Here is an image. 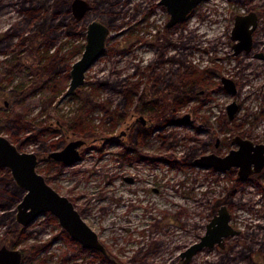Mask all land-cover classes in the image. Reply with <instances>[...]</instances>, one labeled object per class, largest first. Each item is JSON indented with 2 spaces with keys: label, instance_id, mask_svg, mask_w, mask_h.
Instances as JSON below:
<instances>
[{
  "label": "rangeland",
  "instance_id": "374dc122",
  "mask_svg": "<svg viewBox=\"0 0 264 264\" xmlns=\"http://www.w3.org/2000/svg\"><path fill=\"white\" fill-rule=\"evenodd\" d=\"M90 1L83 20L78 21L70 8L77 23L64 12L45 33L33 30L27 46L22 47L48 45L59 55L74 53L64 56L61 63L63 72L70 75L73 62L81 55L75 50L86 42L87 23L93 18L103 20L111 31L104 53L86 71L85 82L67 94L69 77L52 105L55 112L34 104L25 114L33 125L15 127L14 136L2 133L21 150L38 153V169L74 200L111 256L70 246L58 219L47 211L27 225L17 244L25 252L22 264H183L180 253L200 239L222 204L228 205L231 222L242 233L228 237L225 247H203L185 264H264V173L242 180L235 166L216 169L194 162L203 153L225 154L237 147L231 140L237 132L264 141V59L254 55L255 50L264 51V0H201L184 21L172 26H167L170 12L159 0ZM23 2L0 0V71L5 59L19 51L14 31L30 27ZM251 10L259 16L253 51L235 54V17ZM79 25H84V33ZM158 50H164L165 57L175 54L180 58L156 63L153 73L160 75L159 82L179 71L194 73L193 97L172 119L164 117L147 138L141 134L139 150H129L123 145L129 144L132 130L141 126L137 117H147L151 111L136 103L134 93L128 98L132 102L127 101L123 88L142 89L148 62L160 58ZM35 58L24 56L25 60ZM223 75L236 80L237 91L223 86ZM18 79L0 84V109L9 110L16 102L13 83ZM83 94L95 100L86 114L90 135L76 133L65 122ZM233 100L240 108L229 118L227 104ZM186 113L190 119L184 118ZM79 137L86 139L80 160L60 164L48 158L56 149L54 145L48 150L49 144L59 143L60 148ZM0 213L4 214L0 246L12 244L14 236L7 232L10 216L2 209ZM49 239L48 246L26 256L36 248L30 249L31 245H43Z\"/></svg>",
  "mask_w": 264,
  "mask_h": 264
},
{
  "label": "water",
  "instance_id": "95a60500",
  "mask_svg": "<svg viewBox=\"0 0 264 264\" xmlns=\"http://www.w3.org/2000/svg\"><path fill=\"white\" fill-rule=\"evenodd\" d=\"M161 2L166 5L171 14L168 25H172L187 18L201 0H161ZM90 6L89 0H72L70 4L71 12L77 19L83 18ZM258 23L259 16L255 10L236 15L232 28L235 53L253 50L254 31ZM110 31V27L99 18H93L87 23L86 42L81 55L71 66L67 94L74 92L85 82L86 71L104 53ZM255 55L264 57V52L257 51ZM222 81L228 90L237 91L236 81L232 77L223 75ZM238 109L237 100L228 103L229 117L233 118ZM233 139L238 147L231 148L228 153L221 155L211 151L195 157L194 162L197 165L213 166L217 169H227L236 165L242 177L260 171L264 166V143L255 142L240 134L235 135ZM84 142V138L71 139L63 147L51 150L48 157L64 164H73L82 158L80 146ZM38 162V153L21 150L6 134L0 132V166L9 168L16 183L24 190L22 198L16 205L17 221L27 226L42 213L51 212L70 236L84 248L96 249L111 256L98 232L84 219L70 197L60 192L47 180L38 169ZM229 217L227 205L222 204L207 223L206 231L200 239L191 243L180 253L183 264L189 262L193 255L205 246L211 247L216 243L223 245L224 236L237 231L229 223ZM22 255V249L11 248L4 244L0 247V264H20Z\"/></svg>",
  "mask_w": 264,
  "mask_h": 264
},
{
  "label": "trees",
  "instance_id": "16d2710c",
  "mask_svg": "<svg viewBox=\"0 0 264 264\" xmlns=\"http://www.w3.org/2000/svg\"><path fill=\"white\" fill-rule=\"evenodd\" d=\"M25 2L26 0H24L23 5L28 12V23L30 27L27 30L17 29L14 31L18 35V40L14 45L18 46L19 51L14 50L11 58L8 60L5 59L0 71V84L4 81H13L16 76H19V79L13 83L17 92L16 102L9 110L0 109V131L10 132V136H14L13 131L15 127L19 130L21 127H25L27 123L33 125L32 120L26 118L25 114L29 112L34 104L41 103L44 109L46 108L48 111L55 112V108L52 105L63 93L64 87H66L64 83L70 77L69 73L67 75V73L63 72L64 67L61 63L64 56L74 54L72 52H61L59 55V51H56L57 49L50 51L48 45L36 49H28V47L22 49L23 46H27V40H30L33 30L40 29L42 34L45 33V31L54 26L56 23L55 20L62 13L65 12L64 16L75 21L70 12L71 0H31L28 5ZM75 22L77 23L78 21ZM43 23L44 25H42ZM79 29L82 33L85 32L84 25H79ZM15 34H12V37ZM78 46L79 50L75 51L81 53L84 45L81 43ZM31 54L34 58L36 57L33 61L24 59L25 55L31 58ZM78 99V106L70 113L65 122L76 133L90 135L91 132L88 129H90L91 124L88 125L89 122L86 114L95 105V100L87 94L80 95ZM55 144L54 142L49 144L47 149L51 150ZM54 162L57 163L55 160ZM23 194V188L15 183L9 168L0 167V208L9 207L20 200ZM2 215L0 213V218H2ZM9 224L11 225L7 227V232L15 238L23 237L26 234L25 228L18 230L15 227L13 216ZM61 231L65 234L70 246L77 247V245H80L78 241L72 239L63 229ZM34 246L36 247L35 250L31 253L29 252L26 256L29 254L34 255L33 253L43 246H48V244H33L29 248L33 249Z\"/></svg>",
  "mask_w": 264,
  "mask_h": 264
},
{
  "label": "flooded vegetation",
  "instance_id": "af4514ba",
  "mask_svg": "<svg viewBox=\"0 0 264 264\" xmlns=\"http://www.w3.org/2000/svg\"><path fill=\"white\" fill-rule=\"evenodd\" d=\"M91 6H92V2L89 0ZM160 3L161 0H159ZM71 4V2H70ZM164 4V3H162ZM165 5V4H164ZM90 6V8H91ZM166 6V5H165ZM168 9V8H167ZM89 11V10H88ZM87 11V13H88ZM86 13V14H87ZM171 15V14H170ZM86 16V15H85ZM84 16V17H85ZM188 16V15H187ZM74 17V16H73ZM169 19H170V16H169ZM168 19V21H169ZM186 19V18H185ZM184 19V20H185ZM78 20V19H77ZM79 20H83V18L79 19ZM78 20V21H79ZM182 20V21H184ZM168 21H167V26H172L176 23H179V22H182V21H178L172 25H168ZM83 51V50H82ZM248 52L246 50H242L240 51L239 53L241 52ZM253 51V50H251ZM249 51V52H251ZM158 52L160 53V58H158L157 60H151L150 62H148L147 64V70H148V76L146 78V80L144 81V85L142 87V89L140 90L138 86H127L125 88H123V91L125 93V96L127 98V101L129 102H132L131 99L129 100V96L133 93L136 94L137 96V102H141L145 105H147L146 107H143L142 109H145L146 111L148 110L149 112L151 111L150 114L147 115V117L143 114H140L137 118L138 120L141 121V126L138 125L135 129L132 130V132L130 133V137H129V144H127L126 142H124V145L126 147V149H129V150H139V146L140 145V135L143 134L145 136V138H147L149 135H151V133L153 132V130L162 122V119L164 117H168L169 119L173 118V116L178 112L179 108H181L182 105H184L185 103H187L188 101H190L193 97L192 94H190V90L191 88L194 86L195 84V79H196V75H194V73H186V72H183V71H179L177 72L176 76L175 77H168L167 80H164V83H160L159 82V79H160V75H155L153 73V71L155 70V67H156V63L157 62H163L164 61H170V62H177V61H180V58L177 57V55L175 54H170L168 57H165V55L163 56L164 54V50H158ZM257 51L255 50L254 51V55ZM264 52V51H263ZM235 53V52H234ZM235 54H238V53H235ZM257 56V55H255ZM257 57H260V58H263L264 57H261V56H257ZM228 76V75H227ZM235 80V79H234ZM221 81H222V78H221ZM236 81V80H235ZM222 84L224 86V83L222 81ZM237 84V82H236ZM225 87V86H224ZM226 88V87H225ZM237 88H238V85H237ZM227 89V88H226ZM135 103V104H136ZM228 105V104H227ZM239 108H240V104H239ZM228 112V110H227ZM150 115V116H149ZM229 115V114H228ZM149 116V117H148ZM154 118H158L159 121H154L153 119ZM184 118L186 119H190V113H186ZM230 118V117H229ZM2 132V131H0ZM237 134H240L244 137H248L246 135H243L242 133H235L234 135L231 136V140L233 142L236 143V141H234L233 137ZM79 138H82V137H79ZM250 138V137H249ZM253 139V138H251ZM255 142H263L264 141H260V140H255L253 139ZM86 141V139H85ZM85 143V142H84ZM83 143V144H84ZM220 143V137H217V140H216V146H218ZM237 144V143H236ZM238 145V144H237ZM56 148H59V143L55 144ZM82 146V145H81ZM80 146V147H81ZM238 147V146H237ZM231 148H234V147H231ZM230 148V149H231ZM229 149V151H230ZM228 151V152H229ZM227 152V153H228ZM80 154L81 153V150H80ZM204 154V153H203ZM219 154V153H218ZM226 154V153H225ZM221 155H224V154H221ZM39 156V155H38ZM147 156V155H145ZM148 156H151V155H148ZM82 157V156H81ZM49 159L51 160H55L57 163H62L64 164L63 162L61 161H58L54 158H50L48 157ZM41 158L39 157V160ZM39 163V162H38ZM235 167H237V173H238V176H239V179H242V180H246V179H251L253 176L255 177H258V176H261L263 173H264V166L262 167V169L260 171H257V172H254L250 175H248L247 177H242L240 174H239V167L236 166V165H233ZM232 166V167H233ZM0 167H3V166H0ZM215 168V167H214ZM231 168V167H230ZM217 169V168H216ZM229 169V168H227ZM10 170V169H9ZM11 172V171H10ZM12 175V173H11ZM13 177V175H12ZM126 179L130 182H132L134 180V177L133 176H125ZM132 178V179H131ZM238 178V177H237ZM14 179V177H13ZM15 181V179H14ZM16 183V181H15ZM17 184V183H16ZM18 185V184H17ZM19 186V185H18ZM22 198V197H21ZM70 199L74 202V200L70 197ZM19 202V200L15 203H13L12 205H10L9 207H1L0 210L2 209V212H8L10 211L8 214L10 216L9 218V222L11 221V217L13 216L14 218V222H15V227L18 229V230H22V228H25V230H27L28 228H26L27 226L23 225L22 223H20L19 221H17L16 219V205L17 203ZM75 204V203H74ZM15 205V206H14ZM227 205V204H226ZM14 206V207H13ZM227 208H228V211L230 213V217H229V223L237 230L235 233L233 234H228V235H225L224 236V239H223V245H220L218 243L219 246L221 247H225L226 245V239L228 237H230L231 235H238L241 232V229L236 227L232 222H231V219H232V211L229 209L228 205H227ZM13 210V212H12ZM80 211V209H78ZM81 212V211H80ZM218 212V211H217ZM216 212V213H217ZM214 213V215L216 214ZM53 214V213H52ZM82 214V213H81ZM4 215V214H3ZM12 215V216H11ZM54 215V214H53ZM213 215V216H214ZM55 216V215H54ZM212 216V217H213ZM56 217V216H55ZM57 218V217H56ZM2 219V218H1ZM58 219V218H57ZM9 222L7 223V227L11 224H9ZM59 222V220H58ZM60 223V222H59ZM61 225V224H60ZM62 227V226H61ZM62 229L70 236V234L62 227ZM71 237V236H70ZM22 237H18V239H16L15 237H13V242L12 244H8L7 242H4L2 245L6 244L7 246L11 247V248H20L22 249L20 246H17V244H19L21 242V239ZM72 238V237H71ZM73 239V238H72ZM75 240V239H74ZM50 241V239L45 243L43 242L44 244H48V242ZM1 245V246H2ZM81 245V244H80ZM0 246V247H1ZM81 247H83L81 245ZM23 251V249H22ZM25 256V252L23 251V255H22V259H21V262L20 264H22V261H23V258ZM182 257V256H181Z\"/></svg>",
  "mask_w": 264,
  "mask_h": 264
}]
</instances>
